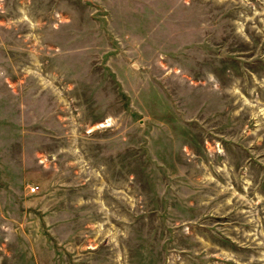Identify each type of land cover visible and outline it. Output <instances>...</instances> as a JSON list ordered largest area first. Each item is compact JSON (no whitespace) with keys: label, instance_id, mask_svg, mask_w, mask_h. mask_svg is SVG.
I'll return each instance as SVG.
<instances>
[{"label":"rangeland","instance_id":"374dc122","mask_svg":"<svg viewBox=\"0 0 264 264\" xmlns=\"http://www.w3.org/2000/svg\"><path fill=\"white\" fill-rule=\"evenodd\" d=\"M0 264H264V0H0Z\"/></svg>","mask_w":264,"mask_h":264},{"label":"built area","instance_id":"2783aa9c","mask_svg":"<svg viewBox=\"0 0 264 264\" xmlns=\"http://www.w3.org/2000/svg\"><path fill=\"white\" fill-rule=\"evenodd\" d=\"M36 186H33V187H31L30 189L32 190V191H35L36 190Z\"/></svg>","mask_w":264,"mask_h":264}]
</instances>
